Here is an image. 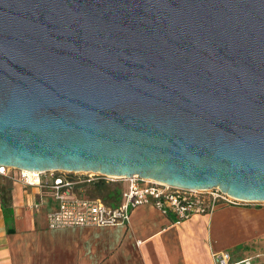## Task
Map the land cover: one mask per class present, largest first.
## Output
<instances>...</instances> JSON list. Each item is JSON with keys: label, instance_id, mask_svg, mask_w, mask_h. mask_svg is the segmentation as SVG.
<instances>
[{"label": "water", "instance_id": "water-1", "mask_svg": "<svg viewBox=\"0 0 264 264\" xmlns=\"http://www.w3.org/2000/svg\"><path fill=\"white\" fill-rule=\"evenodd\" d=\"M0 166L264 202V0H0Z\"/></svg>", "mask_w": 264, "mask_h": 264}, {"label": "crops", "instance_id": "crops-1", "mask_svg": "<svg viewBox=\"0 0 264 264\" xmlns=\"http://www.w3.org/2000/svg\"><path fill=\"white\" fill-rule=\"evenodd\" d=\"M19 176L0 174V264H216L212 253H224L219 236L229 239L230 249L258 241L254 252L264 254V209L219 205L176 224L143 205L129 224L51 230L48 214L58 207L51 189L25 185ZM231 256L264 261L249 251Z\"/></svg>", "mask_w": 264, "mask_h": 264}, {"label": "built area", "instance_id": "built-area-1", "mask_svg": "<svg viewBox=\"0 0 264 264\" xmlns=\"http://www.w3.org/2000/svg\"><path fill=\"white\" fill-rule=\"evenodd\" d=\"M19 173L20 181L28 186L47 184L58 207L48 214L51 230L66 228L101 227L129 224L134 209L150 205L173 216L180 224L197 214L212 213L219 205H241L248 203L237 200L220 189L189 190L172 187L153 180L138 177L118 178L99 173H76L66 171L34 173L0 166V174ZM45 175V179H42ZM120 183L126 181L121 201L116 206L107 205L101 198L81 197L75 192L77 186L98 182ZM216 264H264L253 259L234 262L228 252L212 254Z\"/></svg>", "mask_w": 264, "mask_h": 264}, {"label": "rangeland", "instance_id": "rangeland-1", "mask_svg": "<svg viewBox=\"0 0 264 264\" xmlns=\"http://www.w3.org/2000/svg\"><path fill=\"white\" fill-rule=\"evenodd\" d=\"M45 175H42V179L43 180H46L45 179ZM99 183V184H98ZM98 183H88V184H83V185H80V186H77L76 189H75V192H77V194L81 197H86V198H101L103 199L104 197L107 196V194L109 193L110 190H113L116 189V188H119V189H125L126 188V181L125 182H120V183H105V182H98ZM100 183H103L104 185H107L106 187L103 186L102 184ZM248 206L250 208H256V209H264V202L262 203H242L241 206ZM240 206V205H239ZM216 244L218 245V247H224L223 250L225 252H228L230 253L231 255H234V256H240L244 253H247V251H249V257H256V255L259 253L261 254V257L262 259H264V254L263 253H260V252H254V251H258V250H255L256 247L259 246V242L256 241L254 243H250L249 245H246V244H241V245H238L236 247H232L230 249L227 248V245H229V239L226 238V237H222V236H219ZM264 245V244H263ZM262 246V245H261ZM254 252V253H253ZM264 252V251H263ZM215 253V252H213ZM212 253V254H213Z\"/></svg>", "mask_w": 264, "mask_h": 264}, {"label": "trees", "instance_id": "trees-1", "mask_svg": "<svg viewBox=\"0 0 264 264\" xmlns=\"http://www.w3.org/2000/svg\"><path fill=\"white\" fill-rule=\"evenodd\" d=\"M100 184H102L105 187L107 186V185H104L103 183H100ZM123 191H124V189L122 190V189H119V188L114 189V191L110 190L109 193L107 194V196L104 197L102 200L107 205L116 206L121 201V197H122Z\"/></svg>", "mask_w": 264, "mask_h": 264}]
</instances>
